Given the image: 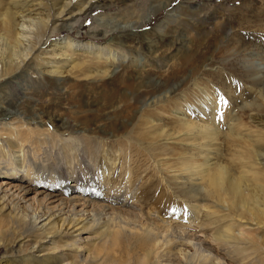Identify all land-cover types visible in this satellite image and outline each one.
Returning <instances> with one entry per match:
<instances>
[{
    "label": "rangeland",
    "instance_id": "374dc122",
    "mask_svg": "<svg viewBox=\"0 0 264 264\" xmlns=\"http://www.w3.org/2000/svg\"><path fill=\"white\" fill-rule=\"evenodd\" d=\"M10 1L4 0L3 8H12ZM32 8L36 14L38 8ZM44 10L45 14L49 13L48 8ZM1 16L0 61L7 71L20 59L17 51L15 54L9 50L15 44L9 47L5 41L7 26L2 25ZM74 18L66 23L73 26L71 31L61 32L58 27L53 30L55 26L48 30L44 41L49 46L45 53H40L22 75L11 81L0 78V107L19 109L20 117L26 118V122L38 121L31 125L35 132L27 144L21 143L26 156L23 165L27 167L14 165L12 156L15 154L10 155L11 159L0 154V164L17 170L31 168L40 178H61L82 187L94 183L104 193L108 189L111 196L112 191L117 192H113L114 196L132 195L136 190L138 198L133 200L132 214L126 212L131 217L136 216V228L150 226L155 232L166 231L165 224L176 228L180 221L170 215L165 206L173 200L171 191L178 197L183 194L176 186L178 181L170 174L182 172L186 168L184 162L194 156L192 139H197L204 150L212 133L210 126L224 132L229 122L225 107L236 102L228 94L230 90L237 95L245 90L238 102L252 103L257 92L264 88V0H105L95 10ZM76 20L78 25L74 24ZM68 36L106 46L112 53L118 52L119 58L111 67L112 74L84 79L82 63L75 57L78 55H73L74 61L81 63L78 68L71 69L77 66L75 62L64 67L63 58L59 67L65 68L62 69L64 74H48L55 59L53 53L48 52L51 45ZM209 100L215 101L218 107L216 119L208 113L213 108ZM17 104L19 107L15 106ZM255 104L257 107L246 108L245 112L238 111L236 103L231 109L236 107L239 118L250 122V115L264 116V104L259 106L261 101ZM163 130L173 136L162 139ZM186 131L191 132L192 139L182 137ZM169 138L175 143L163 146ZM220 138L218 157L223 162L230 157L229 141ZM259 145L264 148V139ZM249 155L250 151H246L244 157ZM155 161L162 166L158 168ZM228 166H237V175L246 171L237 158L231 159ZM140 174L144 178L150 176L144 179L143 187L136 181ZM6 181L11 188H3H9L8 195L12 197V186L17 182ZM241 182L255 185L252 178H242ZM33 188L32 199L41 191L37 186ZM54 205L50 206L52 211L56 210ZM82 209L77 207L78 211ZM88 210L93 214L100 212L91 207ZM66 216L64 214L62 219ZM107 219L105 216L102 222ZM208 224L204 219L202 225L206 229L199 233L198 228L181 229L188 230L197 239H203L201 235L205 234L208 240L204 245L218 247L225 253L222 245L210 242L214 232L212 228L208 230ZM102 226L90 229L79 238H57L58 251L52 250L53 245L44 244L36 261L30 247L37 235H31L30 229L25 228L27 233L18 231L16 234L32 236V241L17 249L20 256L17 259L13 258L17 254L12 256L9 251L14 236L8 238L7 245H12L0 247V263L7 257L8 264H13V259L33 264H61L63 260L71 264H100L92 259L82 262L77 253L68 252L62 246L77 241L84 247V253L91 252L95 256V250H99L102 243H111L116 237L107 236ZM118 239L136 245L155 236L147 232L135 236L119 234ZM259 248L260 241L256 240L251 248L256 257L249 264H257ZM226 254L237 257L232 250Z\"/></svg>",
    "mask_w": 264,
    "mask_h": 264
},
{
    "label": "bare ground",
    "instance_id": "6f19581e",
    "mask_svg": "<svg viewBox=\"0 0 264 264\" xmlns=\"http://www.w3.org/2000/svg\"><path fill=\"white\" fill-rule=\"evenodd\" d=\"M104 1L11 0L9 5L12 8L5 9L3 8L4 0H0V12L3 10L2 16L0 13L2 25L7 26L5 41L9 47L11 43L15 44L9 50L15 54L18 52V59H20L7 71L0 61V78H8L11 81L18 75H22L25 69L36 62L40 53H45L49 44L46 45L44 40L50 28L55 26L53 30L58 27V31L61 32L71 31L73 26L66 24L67 22L95 10L98 4ZM32 7L38 8L36 14ZM44 8H48L49 13L45 14ZM78 23L76 20L74 24L78 25ZM51 47L52 49L48 52L53 53L55 59L51 63L53 65L48 74L53 76L63 75L62 69L75 62L73 55H78L75 57L82 63L84 79L91 76L108 77L112 74L111 67L120 55L118 52L112 53V50L107 49L106 46L101 47L90 41H77L69 36L54 41ZM57 56L59 59L56 58ZM89 56L93 57L92 60L85 59ZM33 58L34 60L30 62ZM63 58L66 63L63 68H60L59 64L62 63ZM45 61L49 63L48 60ZM79 61L75 62L77 66H73L72 70L80 66ZM37 66L40 65L37 64ZM231 91L228 94L236 101V105L231 102L229 108L225 107L229 122L224 132L212 126L209 127L212 133L208 142L204 144V150L201 148L202 144L197 143V139H192L190 131L182 135L193 140L191 147L196 157L193 156L194 158L191 157L184 162L186 168L182 172L176 171L173 175L170 174L173 171L169 172L172 178L178 181L176 186L183 194V197L175 196V193L169 189L173 200L165 206L166 211L180 221L176 223V228L172 224H165L164 232L162 230L155 232L150 226L136 228L134 225L137 221L136 216L131 217L126 213L132 214L130 209L134 207L133 200L138 198L136 190L132 191L134 192L132 195L122 193L114 196L112 191L111 196L108 189L104 193L94 183L82 187L61 178H40V174L35 173L31 168L17 170L0 164V180L4 178L0 181L2 182L0 184V215L3 216L2 214L6 213L4 218L0 219V247L9 248L13 244L9 251L12 256H15L24 243L32 241L30 238L32 236L19 237V233L16 234V232H24L23 229L29 228L31 235H37V239L30 247L32 258L36 261L39 260L37 255L43 252L41 248L44 244H51L54 247L52 250L58 251L57 238L66 236L79 238L83 233H88L90 229L105 223L102 226L105 227V234L116 237L111 243H102L101 248L95 250V256H92L91 252L84 253V247L82 248L77 241L70 245L64 243L62 248L68 252L77 253L82 262L92 259L100 264H249L256 257L251 248L258 240L261 254L256 259V263L264 264V148L259 145L260 140L264 139V116L250 115V122H246L239 118L238 113V111L245 112L246 108L257 107L255 103L258 101H261L259 106H262L264 88L257 92L252 103L246 100L238 102L244 96L245 90H241L238 95ZM209 102L213 104V108L208 113L216 119L219 115L218 107L215 101L209 100ZM228 104H230L229 101ZM234 105L240 110L237 111L236 107L231 109ZM15 106L19 107L18 104ZM204 106L208 108L205 104ZM21 115V111L17 108L0 107V154L10 159V155L15 154V157L12 156L14 165L24 167L26 156L23 154L21 143L29 140L35 132L34 128L31 129V125L38 121L26 122L24 120L27 119L23 120ZM160 134L162 139L173 136V134H167L165 130ZM220 137L229 141L230 157L223 162L218 157V151L222 145ZM7 138L10 139L7 140ZM172 141L175 140L167 139L163 146L173 145L175 142ZM237 149L239 150L236 151ZM246 151H250L248 158L244 157ZM234 158L243 164L242 169H246L239 175H237V166H228L230 160ZM154 164L158 168L162 166L159 161H155ZM144 177L140 174L137 178L139 186L143 187L144 179L150 178V176ZM164 178L163 182L168 186ZM242 178H252L255 185L242 183ZM6 180L17 182V185L12 186L14 190L12 197L8 195L11 186ZM128 182L131 183L132 180L129 179ZM24 183L29 184L24 185ZM5 186L10 187L4 189ZM33 186L41 188V191L32 199L30 195L35 190ZM97 201H102L104 204L96 203ZM53 204H55L53 207L56 208L55 211L50 209ZM77 207H83L82 211H78ZM90 207L100 210L99 214H93L88 210ZM64 214L68 216L62 219ZM105 216H108V219L102 222ZM204 219L209 223L208 230L212 228L214 232L210 242L213 245H222L225 253L218 247L204 245V242L208 240L205 234L201 235L203 239H197L196 235L181 229L185 226L187 229L198 228L199 233L202 229H206L202 225ZM130 220H133V223H130ZM145 232L154 233L155 239L136 245L118 239L119 234L135 236ZM13 236L12 244L8 246L7 239ZM230 250L234 251L236 258L226 254ZM19 257L17 254L13 258ZM7 262L9 261L6 257L0 264H8ZM12 263L33 264L26 260L18 262L15 259ZM61 264L71 263L63 260Z\"/></svg>",
    "mask_w": 264,
    "mask_h": 264
}]
</instances>
